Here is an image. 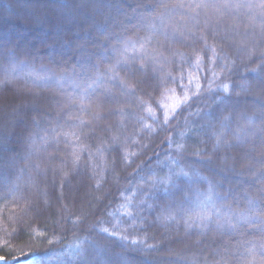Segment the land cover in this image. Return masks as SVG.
I'll return each instance as SVG.
<instances>
[{"label":"trees","instance_id":"16d2710c","mask_svg":"<svg viewBox=\"0 0 264 264\" xmlns=\"http://www.w3.org/2000/svg\"><path fill=\"white\" fill-rule=\"evenodd\" d=\"M3 264H264V0H0Z\"/></svg>","mask_w":264,"mask_h":264},{"label":"rangeland","instance_id":"374dc122","mask_svg":"<svg viewBox=\"0 0 264 264\" xmlns=\"http://www.w3.org/2000/svg\"><path fill=\"white\" fill-rule=\"evenodd\" d=\"M3 263H4L3 260L0 259V264H3Z\"/></svg>","mask_w":264,"mask_h":264}]
</instances>
